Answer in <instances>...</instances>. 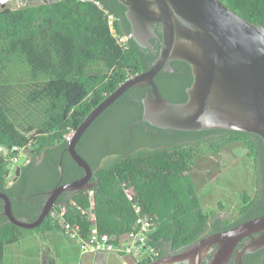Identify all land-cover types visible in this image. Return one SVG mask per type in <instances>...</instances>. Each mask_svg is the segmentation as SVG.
<instances>
[{
	"label": "trees",
	"instance_id": "obj_1",
	"mask_svg": "<svg viewBox=\"0 0 264 264\" xmlns=\"http://www.w3.org/2000/svg\"><path fill=\"white\" fill-rule=\"evenodd\" d=\"M96 1L118 18L119 36L132 33L126 6L120 0ZM222 1L249 21L264 25V0ZM156 32L160 37L152 38L151 47H143L133 36L121 46L93 0H54L0 9V144L26 147L31 143L29 161L11 183L9 162L0 159V191L10 197L16 216L35 220L49 190L85 174L71 157L65 135L77 129L87 114L129 76L153 66L162 37L159 28ZM171 64L176 72L161 70L155 81L167 99L182 102L187 100L192 68L183 60H173ZM161 75H168L170 84H162ZM148 86L125 91L91 124L78 143V151L92 168H97L99 160L90 159L82 149L84 140L109 113L119 109L125 115L121 146L109 151L121 149L120 154L97 168L93 187L63 192L43 222L33 229L10 222L2 213L0 198V264L8 246L21 242L27 231H60L70 237L53 212L71 224L77 238L88 239L95 225L99 235L118 244L120 237L134 231L138 215L133 204H139L143 213L157 223L149 245L156 247L158 253L135 258L134 264H148L169 250L188 247L206 234L264 214L262 137L224 128L157 127L143 118ZM154 127L159 128V133L153 131ZM136 131L147 136L164 135L170 142L138 148L141 143ZM234 142L242 143L253 160L257 191L254 196L243 194L239 215L231 221L215 210L203 209L190 170L198 145L205 144L204 150L216 154ZM251 260L264 264V247L246 253L244 262Z\"/></svg>",
	"mask_w": 264,
	"mask_h": 264
},
{
	"label": "water",
	"instance_id": "obj_2",
	"mask_svg": "<svg viewBox=\"0 0 264 264\" xmlns=\"http://www.w3.org/2000/svg\"><path fill=\"white\" fill-rule=\"evenodd\" d=\"M120 1L127 7L132 36L143 47H151V39L160 37L154 29L159 25L162 37L157 59L148 70L123 81L75 129L67 149L85 174L49 190L35 220L16 216L10 197L0 191L2 213L19 227H38L63 192L80 191L96 184L90 180L93 168L77 145L91 124L134 86H150L143 98V118L157 127L233 129L258 134L264 140V25L249 21L222 0ZM173 60L187 61L194 75L187 90L189 97L183 102L167 99L155 81L158 72L172 69ZM17 165L20 173L24 157ZM59 166L62 177V162ZM245 238L247 241L237 250ZM263 247L264 214L206 234L181 252L161 256L148 264H170L185 259L189 264H232L230 260L235 252L233 264H240L246 253Z\"/></svg>",
	"mask_w": 264,
	"mask_h": 264
},
{
	"label": "rangeland",
	"instance_id": "obj_3",
	"mask_svg": "<svg viewBox=\"0 0 264 264\" xmlns=\"http://www.w3.org/2000/svg\"><path fill=\"white\" fill-rule=\"evenodd\" d=\"M42 2L45 0H10L9 3L0 4V9ZM124 120L125 115L117 109L92 128L91 135L84 140L85 154L90 159L99 160L97 168L107 165L120 154L109 151L121 146V128ZM136 135L141 143L138 148H153L170 142L164 135L147 136L138 131ZM206 147L205 144L198 145L197 155L190 170L202 207L206 211L215 210L217 214L234 221L243 205V194L254 196L257 191L253 160L247 156V149L239 142L227 144L216 154L204 150ZM105 152V156L99 159ZM18 174L19 166H12L9 183ZM77 240L66 237L60 231L44 234L27 231L21 242L8 246L1 264H123L127 258L140 259L146 253L145 251L133 255L112 250L84 251Z\"/></svg>",
	"mask_w": 264,
	"mask_h": 264
},
{
	"label": "built area",
	"instance_id": "obj_4",
	"mask_svg": "<svg viewBox=\"0 0 264 264\" xmlns=\"http://www.w3.org/2000/svg\"><path fill=\"white\" fill-rule=\"evenodd\" d=\"M97 6L103 11L105 18L107 19L109 28L113 35L117 38V42L123 46L127 40L132 36L131 34L119 36L117 33L116 24L118 18L103 4L99 3L96 0H93ZM10 0H0V4L9 3ZM75 129H71L69 133L65 135L68 141L71 140ZM31 143L26 146H7L0 144V159L5 158L9 162L10 168L17 165L21 157H24V164L29 161V148ZM6 150L8 152H6ZM134 210L138 215L137 222L134 226V231L120 237L119 243H114L109 241V238L106 235H99L97 228L93 225L91 236L88 239H83L81 237L77 238V232L72 229V226L69 222L61 218L57 213H52L54 218L64 227L66 233L73 238H77L78 243L84 251H101V250H112L122 253H128L133 255H139L146 251L145 255H157L158 251L153 245H149V240L152 234L156 230V221L155 218H150L148 215L143 213L141 206L137 203L133 204ZM85 211H83L84 213ZM91 220H95L94 215L89 216ZM140 241V244L137 242Z\"/></svg>",
	"mask_w": 264,
	"mask_h": 264
},
{
	"label": "flooded vegetation",
	"instance_id": "obj_5",
	"mask_svg": "<svg viewBox=\"0 0 264 264\" xmlns=\"http://www.w3.org/2000/svg\"><path fill=\"white\" fill-rule=\"evenodd\" d=\"M122 3V2H121ZM126 16H127V7H126ZM128 18V17H127ZM157 28H159L160 29V27H159V25H155L154 26V29H155V31H156V29ZM157 33V32H156ZM158 34V33H157ZM153 38H156V37H153ZM152 40V39H151ZM174 69L172 68L171 70H169V72H172V73H174ZM176 72V71H175ZM190 72V71H189ZM189 72H187V74L189 73ZM191 80H190V82H189V85H187V87H186V91L188 90V88H189V86H191V84H192V82H193V79H194V75H193V72H192V69H191ZM176 75H177V77L180 75V72H178V73H176ZM170 79L171 78H169V76L168 75H161L160 76V81H161V83L163 84V82L165 81V82H168L167 84H170ZM149 86H148V90H149ZM147 90V91H148ZM147 94V93H146ZM179 97H182V98H184V95H178ZM188 97H189V95H188V92H187V99H188ZM186 101V100H185ZM183 102V101H182ZM101 122V121H100ZM99 122V123H100ZM98 123V124H99ZM146 127V129H149V126L148 125H146L145 126ZM153 129V131L154 132H156V133H159V128H157V127H154V128H152ZM89 135H91V132L89 133ZM88 135V136H89ZM83 147L84 146H82V149H83ZM84 150V149H83ZM120 151H121V149L120 150H112V152L114 153V152H118V153H120ZM103 156H105V155H103ZM103 156H101L100 157V159L103 157ZM97 170V168H93V176H92V178L90 179L91 181H93V178H94V176H95V171ZM247 239L248 238H245V239H243V241L240 243V244H238L237 245V250L238 249H240L244 244H245V242L247 241ZM183 249H180V250H169L168 252H167V254L166 255H173V254H176V253H179V252H181ZM235 254H236V252L234 253V255H233V257L231 258V260H230V262L233 264V263H236V257H235ZM245 256V255H244ZM244 256H243V260H242V263H240V264H246V262H244ZM208 257V256H207ZM206 259V258H205ZM189 260L188 259H185V260H179V261H176L175 263H170V264H189ZM165 264H169V263H165ZM247 264H255V262L254 261H250V262H248L247 261Z\"/></svg>",
	"mask_w": 264,
	"mask_h": 264
},
{
	"label": "crops",
	"instance_id": "obj_6",
	"mask_svg": "<svg viewBox=\"0 0 264 264\" xmlns=\"http://www.w3.org/2000/svg\"><path fill=\"white\" fill-rule=\"evenodd\" d=\"M134 262H135V259L127 258V260L123 261V264H133Z\"/></svg>",
	"mask_w": 264,
	"mask_h": 264
}]
</instances>
